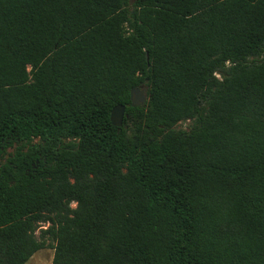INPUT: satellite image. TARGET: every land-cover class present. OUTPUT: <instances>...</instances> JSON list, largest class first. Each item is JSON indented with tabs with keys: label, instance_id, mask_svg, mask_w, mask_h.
<instances>
[{
	"label": "trees",
	"instance_id": "1",
	"mask_svg": "<svg viewBox=\"0 0 264 264\" xmlns=\"http://www.w3.org/2000/svg\"><path fill=\"white\" fill-rule=\"evenodd\" d=\"M45 247L264 264V0H0V264Z\"/></svg>",
	"mask_w": 264,
	"mask_h": 264
},
{
	"label": "water",
	"instance_id": "2",
	"mask_svg": "<svg viewBox=\"0 0 264 264\" xmlns=\"http://www.w3.org/2000/svg\"><path fill=\"white\" fill-rule=\"evenodd\" d=\"M218 74L219 76L221 75V73ZM145 102H146V87L144 85H140L139 87L131 88L130 90L131 106L144 105ZM124 109L125 106L122 104H117L112 107L110 112V121L113 126L120 128L123 125Z\"/></svg>",
	"mask_w": 264,
	"mask_h": 264
},
{
	"label": "rangeland",
	"instance_id": "3",
	"mask_svg": "<svg viewBox=\"0 0 264 264\" xmlns=\"http://www.w3.org/2000/svg\"><path fill=\"white\" fill-rule=\"evenodd\" d=\"M216 75L218 77H220L218 73ZM189 124H190L189 121H182V122H179L175 126V128L186 130L189 128ZM12 151H13L12 147L7 149V153H10ZM42 227H45V225L43 224ZM36 234H38V231H36ZM38 251L39 252L34 253L35 255H33V257L29 260V262H27V264H45V262H44L45 258H43V261H42V258H40L42 255H45V256L51 258L50 260H52L53 249L51 247H45V248L39 249ZM50 263H51V261H50Z\"/></svg>",
	"mask_w": 264,
	"mask_h": 264
},
{
	"label": "crops",
	"instance_id": "4",
	"mask_svg": "<svg viewBox=\"0 0 264 264\" xmlns=\"http://www.w3.org/2000/svg\"><path fill=\"white\" fill-rule=\"evenodd\" d=\"M36 252H39V251H36ZM33 255H35V254H33ZM33 255L26 261V263L25 264H27V262H29V260L33 257ZM52 256V255H51ZM40 258H42V261H43V258H45V260H44V262H45V264H50V259L51 258H49V257H47V256H45V255H42Z\"/></svg>",
	"mask_w": 264,
	"mask_h": 264
}]
</instances>
